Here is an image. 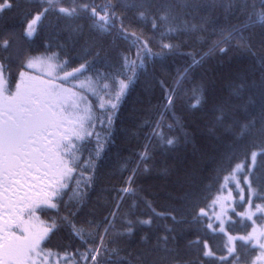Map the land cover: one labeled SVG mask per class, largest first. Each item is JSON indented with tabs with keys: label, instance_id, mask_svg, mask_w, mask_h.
Masks as SVG:
<instances>
[{
	"label": "snow or ice",
	"instance_id": "1",
	"mask_svg": "<svg viewBox=\"0 0 264 264\" xmlns=\"http://www.w3.org/2000/svg\"><path fill=\"white\" fill-rule=\"evenodd\" d=\"M62 3L63 0H40L34 6L10 0L0 3V264H51L53 253L44 245L64 228L81 247L90 245L80 254L85 264L89 260L91 264H199L203 257L183 251L175 227L165 225L162 233L158 228L154 233L146 231L160 217L184 225L182 230L200 223L208 214L206 205L199 206L200 193L194 186L175 197L177 203L167 212H156L145 201L150 209L147 218H141L131 208L121 215V199L115 209L98 219L90 199L103 182L100 169L113 141L119 109L138 82L139 70L147 73L152 61V78L146 81L145 90L159 85L165 112L173 113L169 127L185 128L182 118L175 115L178 102L185 103L182 92L190 91L187 99H195V103L187 105L189 110L207 105L208 118L202 127L197 124L204 138L203 151L196 145L194 134L187 131L183 132L184 143L193 145L194 154H211L219 164L217 179L220 173H228L221 190L247 171L248 175L236 184L237 188L244 185L240 199L248 203L239 215L253 220L257 213H264V172L256 173L257 155L264 157V0H106L102 5L83 3L70 7L60 6ZM13 9L19 10L26 21L19 30L6 15ZM49 14L56 17L55 26L67 32L73 45L82 42L79 55L68 57L65 53L67 58L58 63L60 53L52 51L49 41H45V52L40 56L31 46L25 47L29 38L38 34L37 25ZM72 19L80 22L62 23ZM149 20L151 28L146 26ZM162 26H167V32L173 35L169 36L170 42L156 45L159 51L154 52L153 36L146 33L154 35ZM164 38L161 33V40ZM195 44L206 45L207 51L179 53V49ZM57 47L63 49L65 45ZM229 52L251 58L254 67L258 64V75L253 71L237 77L219 92L210 93L204 79L193 83L190 90L186 88L194 67ZM176 54L190 57L191 63L166 79V67L162 64L157 70L155 61ZM74 62L78 66L66 71ZM38 66L45 69L47 79L32 74ZM126 69L135 70L129 76ZM82 76L84 79H79ZM93 97L99 100L104 116L103 142L94 131L90 115L96 106ZM157 127L162 128V121H154L143 150L137 153L129 185L136 183L139 173L152 172L149 162L157 148L173 147L178 142L157 131ZM94 136L95 147H91ZM255 148L260 152L252 151ZM159 172L168 175L169 169L164 167ZM121 192L131 195L134 188L126 186ZM66 196L69 199L65 200ZM230 197L231 192L213 201H223L216 214L221 231ZM103 198L101 189L97 200ZM253 224L246 236H229V241H255L261 254L249 257L232 243L220 264L227 260L233 264H264V228L258 229L254 220ZM95 235L100 236L98 245ZM204 249L203 256L213 254L207 243Z\"/></svg>",
	"mask_w": 264,
	"mask_h": 264
},
{
	"label": "trees",
	"instance_id": "2",
	"mask_svg": "<svg viewBox=\"0 0 264 264\" xmlns=\"http://www.w3.org/2000/svg\"><path fill=\"white\" fill-rule=\"evenodd\" d=\"M3 2L4 0H0V3ZM10 2L34 6L40 3V0H10ZM105 2L106 0H63L60 6L70 7L83 3L102 5ZM6 15L13 20L17 30L20 29L21 25L26 24L23 14L17 9H13L12 12L6 13ZM55 21L56 17L53 14H49V16L44 18L37 25L38 34L29 38V43L25 44V47L31 46L35 50V55L40 56L45 52V48L43 47L45 41H49L52 44V51L60 53V60L57 61L59 63L67 58L65 53H67L68 57L79 55L82 42L73 45L68 39L67 32H60L57 29ZM65 22L74 24L80 21L76 19L62 20V23ZM146 26L151 28V20L147 22ZM132 30L129 29V31ZM137 30L139 31V29ZM161 33H164L165 36L163 41L161 40ZM146 35L153 36L152 50L158 52L159 48L156 45L161 42H170L169 36L173 34L167 32V26H162L154 35L152 32H147ZM60 44L65 45V47L59 49L57 45ZM193 50L202 54L207 51V46L201 47L200 44L190 45L189 47L179 49V53L191 52ZM198 58L199 56H197ZM189 63H191L190 57L176 54L164 61L157 59L155 61V68L159 70L163 64L167 69V72L164 73L165 78L171 79L176 75L177 70H182ZM77 66L78 62H74L65 70L70 71L71 67ZM134 70L126 69L125 71L127 75L131 76ZM139 71L138 82L133 87L128 101L122 103L119 109V118L115 121L113 141L104 153L100 169L103 182L99 183L96 191L92 193L90 207L95 209L97 218L102 219L103 216L108 214V210L115 209L117 202L122 199V203L120 204L121 215L127 214L131 208V211L141 216V218H147L150 209L146 207L145 201L150 202L156 212H167L177 203L175 197L180 196L189 187L194 186L200 193L201 202L199 206L205 207L206 205L205 210L208 212L211 201L220 192L224 176L228 175V173H220L219 179H217L218 162L211 158V154L203 156L199 152L194 154L193 145L185 144L183 135L184 131L194 134L196 145L203 151L204 138L197 124L199 123L200 127H202L203 121L208 118V106L205 105L199 110H189L187 105L195 103V99H187L191 95L190 91L182 92L181 95L185 98V103L178 102L175 115L182 118L185 128L184 130L178 127L170 128L169 125L173 124L171 118L173 113L171 111L165 112L164 93L159 85H155V81H153L155 86L152 90H145L146 81L152 78L153 62L149 61L147 73H144L142 70ZM253 71H256L258 75V64L254 67L253 61L249 57L234 52H229L224 56L217 54L208 58L202 66H196L192 69L189 73L190 82L186 85V88L190 90L193 83L204 79L209 83L210 93L223 91L226 89L229 81L240 76L250 75ZM87 75L89 74L85 73V76ZM79 79L83 80L84 77L82 76ZM100 95H103V93ZM93 99L96 100V106L92 109L90 115L95 124L94 131L99 133L100 139L103 142L105 131L101 126V119H104V116L99 108V100L95 97ZM148 109H151V111H147ZM155 120L162 121V128L157 127V131H163L169 138H177L178 142L173 147L165 149L157 148L154 152L153 160L149 162L153 166L152 172L148 174L139 173L136 183L129 185L127 181L132 175L133 167L136 165L137 153L143 150L146 136L151 133ZM146 122L147 126H145ZM153 143L158 142L153 141ZM91 147H95V136L93 137ZM252 151L259 153L260 149L255 148ZM84 155L87 158L88 153L85 152ZM248 163L249 165L252 163L250 153ZM225 166L227 165L225 164ZM164 167L169 169L168 175L160 174L159 170ZM261 172H264V157L258 154L256 173L260 175ZM72 184L75 187V181H72ZM126 186L133 187L134 193L131 195L123 194L121 190ZM101 189H103L104 198L97 200V194L101 192ZM69 196H71V192H69ZM69 196H66L65 200L69 199ZM255 202L261 203L260 200H256ZM245 203L246 200L244 202L239 198L233 201V208L228 211V217L224 223L225 231H221L218 228V222L213 223L209 215L205 216L200 223L194 224L190 229L186 230H182L185 229L184 225L175 224L171 218H156L153 228L146 229V231L154 233L158 228L162 233L165 225L175 227L177 229L178 243L185 253L193 257L197 255L203 257L199 260V264H220V258L228 256L227 248L229 245L227 235L234 237L246 235L252 229L253 220L256 221L255 223H262L257 214L253 220H249L247 216L239 215V213L244 212ZM48 215H54V213L49 212ZM120 223L121 221L118 217V228ZM209 224H212L213 227L209 228ZM102 231L103 227H101ZM111 235L112 233L110 232L109 236L111 237ZM91 238L90 236L89 239ZM95 242L97 245L100 243L99 235H95ZM205 243L208 245V250H211L213 253L206 257L203 256ZM233 243L241 253L252 258L256 257L259 251L257 245L248 243L247 241L237 240ZM88 246L90 245H84V247ZM44 247L45 250L50 249L53 253L50 257L51 264H77V261L79 264H85L84 259L80 255L83 253L84 247H81L80 242L69 235L67 228L52 236L51 242L46 243ZM89 264H91L90 260ZM226 264H233V261L227 260Z\"/></svg>",
	"mask_w": 264,
	"mask_h": 264
},
{
	"label": "rangeland",
	"instance_id": "3",
	"mask_svg": "<svg viewBox=\"0 0 264 264\" xmlns=\"http://www.w3.org/2000/svg\"><path fill=\"white\" fill-rule=\"evenodd\" d=\"M44 72H45V69H42L39 66L36 69L32 70V74L33 75L42 76V78L47 79V76L46 75H43ZM60 75H62V73H60ZM243 176H247V172L246 171H244L241 174H238L234 180H231L230 182H228L227 185L222 190H220V192L214 197V199L211 201V203H210V205L208 207L209 209H208L207 214L212 218L213 223L214 222H218V224H219V227L218 228L220 230H221V225H220V222L216 220V214L221 211V203H223V201H220V202L215 203V204L213 203V201L217 200L218 197H228L229 196V193L231 192V197L228 199L227 205H226V209H225L226 210V215L224 217V220H226L227 217H228V211L231 208H233L232 207L233 206V201L235 199H237V198L240 199V190L242 188H244V185L241 184L240 185V188H237L236 184H237V181L238 180H241ZM222 184H225V181H223ZM247 208H248V203L246 201L245 206H244V211ZM257 215L259 216V219L262 220L261 221L262 223H259V224L258 223H255V225L257 226L258 229L259 228H264V213H257ZM253 226H254V224H253ZM253 226H251L252 229H253ZM252 229H251V231H252ZM223 231H225V228H224ZM246 235H243V236H246ZM229 236H232V235H229ZM229 236L227 235V241H228V245L231 246V244L233 242H230L229 241ZM261 242L264 243V241H261ZM252 244L257 245L255 241H253ZM260 254H261V250L259 249V251L257 252L256 257H258Z\"/></svg>",
	"mask_w": 264,
	"mask_h": 264
}]
</instances>
